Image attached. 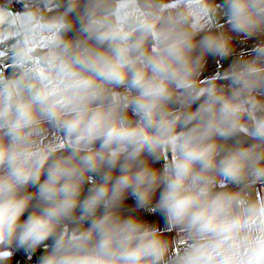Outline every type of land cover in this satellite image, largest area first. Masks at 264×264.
<instances>
[{"label":"clouds","instance_id":"9594fccd","mask_svg":"<svg viewBox=\"0 0 264 264\" xmlns=\"http://www.w3.org/2000/svg\"><path fill=\"white\" fill-rule=\"evenodd\" d=\"M0 264H264V0H0Z\"/></svg>","mask_w":264,"mask_h":264}]
</instances>
